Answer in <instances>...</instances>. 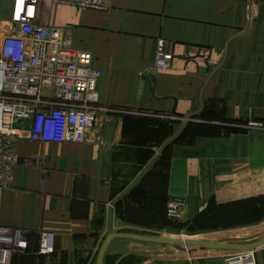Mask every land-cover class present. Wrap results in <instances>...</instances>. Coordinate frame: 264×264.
<instances>
[{"label": "crops", "instance_id": "0c3cea01", "mask_svg": "<svg viewBox=\"0 0 264 264\" xmlns=\"http://www.w3.org/2000/svg\"><path fill=\"white\" fill-rule=\"evenodd\" d=\"M38 20L71 26L72 46L92 55L107 118L100 140L16 141L12 181L0 187V226L43 233L49 247L54 236L58 248L123 231L117 208L133 211L130 196L112 202L137 178L136 158L152 150L154 158L174 137L158 158L173 148L168 193L181 199L184 219L198 231L264 222V128L247 126L264 123V0H111L84 11L42 0ZM159 38L173 53L164 70L155 67ZM127 240L113 239L103 264H227L233 252L174 256L157 245L125 248ZM256 251L264 256V246Z\"/></svg>", "mask_w": 264, "mask_h": 264}, {"label": "built area", "instance_id": "2783aa9c", "mask_svg": "<svg viewBox=\"0 0 264 264\" xmlns=\"http://www.w3.org/2000/svg\"><path fill=\"white\" fill-rule=\"evenodd\" d=\"M42 0H11L0 20V187L13 178L22 137L51 143L100 140L99 126L108 110L99 103L101 73L92 55L72 46L69 25L38 20ZM78 10H105L111 0H50ZM173 53L163 38L156 40L155 67L170 66ZM250 125L260 127L261 123ZM181 202L169 203L178 216ZM227 264H264L256 250L233 251Z\"/></svg>", "mask_w": 264, "mask_h": 264}, {"label": "rangeland", "instance_id": "374dc122", "mask_svg": "<svg viewBox=\"0 0 264 264\" xmlns=\"http://www.w3.org/2000/svg\"><path fill=\"white\" fill-rule=\"evenodd\" d=\"M9 0H0V16L5 15L9 12ZM71 27V26H70ZM251 122L261 123L260 128H264V123L258 120H250L247 122L248 127H255L250 125ZM157 147H159L158 143ZM172 147L168 149L163 156L161 155L155 165L152 167L151 175L147 180L151 187L142 188L137 190L133 194V198H130L127 202L133 204V211L129 210L124 212L119 216V222L116 224L118 229L123 231H134L138 233L148 234V235H163V236H172V237H188V238H199L203 240L216 241L220 238H238L251 236L255 234L264 233V222L261 223L258 227L254 229H240V230H216V231H197L193 230L191 226V219H184V216L181 212L182 201L178 197L170 196L168 190L169 184V173H170V163L173 158ZM154 156V150H152L151 155L143 158H136V164L134 165V174L136 177L140 171L146 166V163L150 161ZM138 163V164H137ZM123 168H120L122 171ZM130 170L128 177L130 180ZM121 173V172H119ZM118 173V174H119ZM126 173V172H125ZM154 174V175H152ZM120 177H122L119 174ZM159 183L161 188H159ZM163 186H167V190L163 189ZM157 188V189H156ZM159 191L165 193L166 200L160 205V208L154 207L156 211L149 212H139L137 209L140 206H146L145 203L150 199L152 204L157 203L160 199L158 195L150 192ZM159 189V190H158ZM150 192V193H149ZM158 193V192H156ZM179 201L181 206L179 209L178 216L170 215L169 203ZM127 206V205H126ZM160 212V213H159ZM163 212V213H162ZM135 222L136 226L129 224L124 221V219ZM147 225L148 228H143L139 225ZM188 226L190 228H188ZM224 231L228 234H220L219 232ZM244 231V232H243ZM218 234V235H216ZM204 237H200V236ZM206 235V236H205ZM210 235V236H208ZM51 236V235H50ZM103 237L98 235L86 238V237H75V246L74 248H62L56 247L54 244V236H51V246L49 243L45 245L46 237L43 233L31 234L25 230L22 233L16 232L13 229L8 227L0 226V264H95L97 259V254L100 248V243H102ZM126 243L125 248H153L152 246H159L157 248H163L166 254L174 256H188V257H201L208 252L216 253V251L209 250L206 253L199 251L197 248L199 246L194 244H181L184 250L177 249L173 245H161L153 243H142L132 240L123 241ZM163 252V251H162Z\"/></svg>", "mask_w": 264, "mask_h": 264}, {"label": "water", "instance_id": "95a60500", "mask_svg": "<svg viewBox=\"0 0 264 264\" xmlns=\"http://www.w3.org/2000/svg\"><path fill=\"white\" fill-rule=\"evenodd\" d=\"M153 82H155V78L152 77ZM192 114L188 115L189 118ZM110 120V119H109ZM185 125V122H184ZM175 139L168 141L156 154L153 160L142 170V172L137 176V178L122 192L115 198L112 202L111 207H113L121 198H123L126 194H128L144 177V175L150 170V168L155 163L158 155L161 150L164 149L166 145L171 143ZM129 239L132 241L142 242V243H153V244H161V245H173L177 249L184 250L181 244H194L199 246V250H213V251H250V250H258L262 246H264V233L259 236V234H253L251 236L238 237V238H220L216 241H207L201 240L198 238H176L172 236H163V235H148L137 232H123V231H112L110 230L105 238L103 239L96 259V264H103V259L107 250L109 243L113 239ZM250 241V242H245Z\"/></svg>", "mask_w": 264, "mask_h": 264}, {"label": "trees", "instance_id": "16d2710c", "mask_svg": "<svg viewBox=\"0 0 264 264\" xmlns=\"http://www.w3.org/2000/svg\"><path fill=\"white\" fill-rule=\"evenodd\" d=\"M159 158H157L156 159V161H155V163L157 162V160H158ZM155 163L153 164V166L155 165ZM158 163V162H157ZM152 166V167H153ZM152 169V168H151ZM149 170L145 175H144V177L139 181V183L123 198V199H125L127 196L129 197V198H133L132 196H133V194L134 193H136L137 192V190H140V189H144V188H146V187H151V185H149L150 183L147 181L148 179H149V176L151 175V171L152 170ZM152 175H154V174H152ZM160 184V183H159ZM157 189V188H156ZM150 192H152V189L150 190ZM149 192V193H150ZM156 192H158V193H156ZM152 193H154V195H158L159 196V200H158V204L157 203H153L152 204V202H151V200L149 199L148 201H147V203H145V205L146 206H140V207H138V211L139 212H149V211H156V209L154 208V207H158V208H160V205H162L164 202H165V200H166V196H164V194L163 193H161V192H159V191H154V192H152ZM122 201V200H121ZM121 201L118 203V207L119 206H121ZM130 208H131V206L130 205H127V206H124V207H122V208H120V209H118L117 208V211H118V216H120V215H122L124 212H126V211H128L129 212V210H130ZM122 210V211H121ZM160 213V212H159ZM163 213V212H162ZM126 215H127V212H126ZM126 220H127V218H126ZM125 219H124V221H126ZM192 226V225H191ZM190 226V227H191ZM189 226H188V228H190ZM192 228H193V230H200V228H198L197 226H192Z\"/></svg>", "mask_w": 264, "mask_h": 264}, {"label": "bare ground", "instance_id": "6f19581e", "mask_svg": "<svg viewBox=\"0 0 264 264\" xmlns=\"http://www.w3.org/2000/svg\"><path fill=\"white\" fill-rule=\"evenodd\" d=\"M176 238H185V237H176ZM186 238H188V237H186ZM193 238H195V237H193ZM199 239V238H198ZM201 240H203V239H201ZM2 240H0V242H1Z\"/></svg>", "mask_w": 264, "mask_h": 264}]
</instances>
